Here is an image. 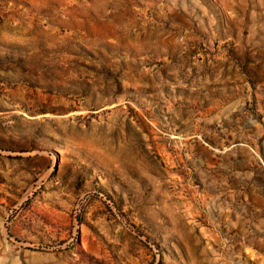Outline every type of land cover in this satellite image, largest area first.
<instances>
[{"label":"rangeland","instance_id":"374dc122","mask_svg":"<svg viewBox=\"0 0 264 264\" xmlns=\"http://www.w3.org/2000/svg\"><path fill=\"white\" fill-rule=\"evenodd\" d=\"M0 264H264V0H0Z\"/></svg>","mask_w":264,"mask_h":264}]
</instances>
